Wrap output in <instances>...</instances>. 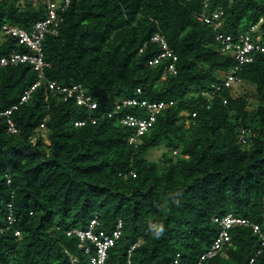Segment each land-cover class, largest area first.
<instances>
[{
  "label": "trees",
  "instance_id": "trees-1",
  "mask_svg": "<svg viewBox=\"0 0 264 264\" xmlns=\"http://www.w3.org/2000/svg\"><path fill=\"white\" fill-rule=\"evenodd\" d=\"M205 1L70 0L58 34L44 40L45 79L13 112L18 132L0 118V264H92L67 231L96 216L97 231L122 221L105 264H174L178 254L194 264L219 234L214 217L229 213L264 231V53L238 71L240 88L253 91L212 93L237 64L216 32L238 35L260 23L264 37V0H208V13L225 9L218 30L198 19ZM46 16L45 0H0V32L5 24L31 29ZM158 31L177 55L176 73L166 61L149 63L161 52L152 41ZM13 51L30 48L4 34L0 58ZM37 80L29 63L0 66V111L20 103ZM48 80L82 84L99 104L97 123L76 126L90 111L64 100ZM138 88L174 104L131 143L134 130L120 117L138 107L109 113ZM158 148L165 149L160 159L148 156ZM230 234L225 252L207 264H264V241L251 226Z\"/></svg>",
  "mask_w": 264,
  "mask_h": 264
},
{
  "label": "built area",
  "instance_id": "built-area-1",
  "mask_svg": "<svg viewBox=\"0 0 264 264\" xmlns=\"http://www.w3.org/2000/svg\"><path fill=\"white\" fill-rule=\"evenodd\" d=\"M38 1V0H36ZM47 3V16L36 23H34L31 29H25L16 25L5 24L3 26V33L15 36L18 38L21 44L30 48V52H16L13 51L9 55L0 58V66L17 65L19 63H29L33 66L34 70L38 72V80L21 98L20 103L12 105L10 108L0 111V118H5V124L7 125L8 132L17 133L18 128L12 115L13 112L19 107L20 104L27 102L32 91L39 87L42 81L45 79L44 70L49 66V63L45 59L44 53V40L46 36L50 34H58L59 26L63 21V14L70 5V0H45ZM208 0L204 2V9L198 14V19L204 23L210 24L215 27L216 30L221 26L222 18L225 14V9L219 7L208 13ZM260 23L251 26L247 32H241L238 35L226 34L220 31L216 32V40L220 45V49L223 53H227L233 56L237 64L234 68H231L227 72H223L222 80L213 85L214 94L223 88H229L231 90H237L241 87L243 79L238 75V71L245 63L252 62L257 52L264 53V37L259 29ZM258 34L256 35L255 33ZM152 41L158 43L161 46V52L149 61L150 65H157L159 63L167 62L165 70L170 73H176L177 68L175 62L177 61V55L174 50L170 48L165 36L161 31L156 32ZM50 89L58 91L62 94L64 100L75 98L77 103L87 108L90 111V115L84 119L77 121L76 126H83L88 122L97 123L98 116L95 115L96 110L99 108L97 100L93 98L88 90L82 84L62 85L56 81L48 80ZM206 97L210 98L212 95L206 92ZM173 100H159L152 101L143 95L142 89L138 88L136 94L129 97H123L115 101V107L109 117L114 113L120 112L124 107H138L136 113H127L120 117V123L123 126L132 128L133 134L130 136L129 141L131 143L137 142L139 137L153 126L157 116L163 112L164 109L173 105ZM144 110V114L140 111ZM194 116L196 113L193 114ZM45 125L42 124V127ZM248 134L242 129L239 134V141L243 145H246ZM11 180L8 179V183ZM10 212L7 216L9 225H14L17 218L13 212L12 203L8 204ZM214 221L219 223L220 231L213 243L212 247L205 251L194 264H207L210 259L224 253L226 246L231 241L230 231L237 226H251L256 234L264 241V231L261 226L252 223L250 219L234 215L232 213L216 216ZM99 221L97 216L94 217L87 228L73 227L67 231L69 236H75L80 240V246L84 247L85 252L89 254L92 264H105L108 258V250L114 245V243L120 238L122 233V221H119L115 229L109 232L104 230L97 231V225ZM17 236L21 235L19 230H16ZM140 242L134 243L129 250V259L132 251L139 246ZM92 245H94L95 252L92 251ZM261 251L259 250L257 254ZM252 262L254 259L251 260ZM174 264H182L180 262V254L174 260Z\"/></svg>",
  "mask_w": 264,
  "mask_h": 264
},
{
  "label": "rangeland",
  "instance_id": "rangeland-1",
  "mask_svg": "<svg viewBox=\"0 0 264 264\" xmlns=\"http://www.w3.org/2000/svg\"><path fill=\"white\" fill-rule=\"evenodd\" d=\"M3 39H4V33L0 32V44ZM237 90H239L240 93L246 92V91H253V89L250 87H243V89L238 88ZM164 150H165L164 148L153 149L149 152L148 156H150L151 158L160 159Z\"/></svg>",
  "mask_w": 264,
  "mask_h": 264
}]
</instances>
